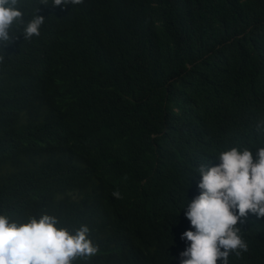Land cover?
Masks as SVG:
<instances>
[{"label":"trees","instance_id":"obj_1","mask_svg":"<svg viewBox=\"0 0 264 264\" xmlns=\"http://www.w3.org/2000/svg\"><path fill=\"white\" fill-rule=\"evenodd\" d=\"M21 6L45 23L0 45V215L86 225L73 264H180L196 169L264 146V0ZM242 234L229 264H264V218Z\"/></svg>","mask_w":264,"mask_h":264},{"label":"clouds","instance_id":"obj_2","mask_svg":"<svg viewBox=\"0 0 264 264\" xmlns=\"http://www.w3.org/2000/svg\"><path fill=\"white\" fill-rule=\"evenodd\" d=\"M81 3L83 0H52L54 7ZM40 4L47 6L48 0H40ZM38 12L39 8L25 20L21 0H0V45L5 49L18 39L19 35H10L14 31L24 40L39 36L45 17ZM216 159L218 164L201 163L196 169L199 194L187 198L182 206L190 229L180 237L186 241L185 250L179 253L180 264H229L230 256L240 258L249 250L242 234L244 226L250 216L264 218V146L255 154L249 147L232 146L220 151ZM112 195L120 198L118 190ZM59 223L48 214L29 216L23 223L0 215V264H73L77 258L98 253L100 244L86 225L73 233ZM148 257L147 251L143 264H153Z\"/></svg>","mask_w":264,"mask_h":264},{"label":"bare ground","instance_id":"obj_3","mask_svg":"<svg viewBox=\"0 0 264 264\" xmlns=\"http://www.w3.org/2000/svg\"><path fill=\"white\" fill-rule=\"evenodd\" d=\"M178 182V181H177Z\"/></svg>","mask_w":264,"mask_h":264}]
</instances>
